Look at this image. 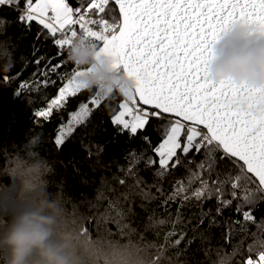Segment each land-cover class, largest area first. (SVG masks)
<instances>
[{"label": "snow or ice", "instance_id": "obj_1", "mask_svg": "<svg viewBox=\"0 0 264 264\" xmlns=\"http://www.w3.org/2000/svg\"><path fill=\"white\" fill-rule=\"evenodd\" d=\"M5 6L16 12V22L27 30L35 23L36 39L43 36L57 49L55 56L46 57L37 55L40 49L33 45L36 71L31 81L18 85L17 93L21 95V90L33 85L46 89L56 86L58 80L62 82L57 95L46 108L36 111L34 118L48 121L70 97L88 90L77 79L84 69L75 65L68 70L69 60L63 58L78 41L95 47L98 55L111 57L113 70L135 82L134 91L120 95L118 104L107 105L113 109L110 122L118 134L127 132L130 138L135 137L153 119L162 122L155 146L149 136L143 137L156 159H145L143 152L135 150L127 153L128 167L120 171L132 183L113 177L116 184L128 190L111 189L105 211L118 218L126 211L133 214L132 208L120 206L121 201L124 205L130 203L133 194L142 201L158 199L159 194L165 208L177 204L174 219L148 217L146 230L171 227L164 234L163 244L145 245L147 259L141 264H172L168 250L186 241L187 233L177 232V225L184 220L182 209L193 200L199 209L198 225L212 217L209 228L219 227L216 217L234 208L243 222L257 224L264 233V218L258 222L253 215L256 205L264 203V87L250 88L230 80L212 83L207 79L214 46L230 26H246V43L264 39V0H0V8ZM6 25L0 17V35ZM9 73L0 72V81L19 78V73L15 77ZM113 99L116 94L95 90L79 102L77 109L68 113L67 122L58 125L53 138L56 147L61 148L78 128L87 125L96 110ZM88 154L93 153L89 150ZM197 156L202 157L198 162ZM140 163L146 169L155 167L157 183L144 181L138 170ZM181 167L187 175L173 178L171 191L165 194L159 182ZM104 199L103 193H98L97 200ZM212 200L216 202L214 216L212 208L203 210L204 204ZM242 221L229 224L226 242L230 241L232 224L247 231ZM252 235L256 237V233ZM193 242L187 239L189 246ZM239 251L240 244L223 256L217 250L218 259L213 264H230ZM247 251L250 255L241 264H264V239H254ZM252 253L258 259H253Z\"/></svg>", "mask_w": 264, "mask_h": 264}, {"label": "trees", "instance_id": "obj_2", "mask_svg": "<svg viewBox=\"0 0 264 264\" xmlns=\"http://www.w3.org/2000/svg\"><path fill=\"white\" fill-rule=\"evenodd\" d=\"M0 17L7 21L3 34L0 35V57L11 61L13 66L10 75L15 77L17 73L20 74L18 79L10 82L0 81V182L19 187L21 179L25 176L28 179L43 181L49 198L56 200L60 205V230L77 236L88 254L90 264H141L147 259L145 245L163 244L164 234L171 227L165 225L158 230H146L144 225L148 222V217L154 215L158 219H166L171 216L174 219L177 204L170 203L165 208L162 205L163 197L159 194L158 199L151 201H142L138 195L133 194L130 203L124 205L121 201L120 205L126 210L132 208L133 214L129 215L126 211L124 217L118 218L107 215L105 211L107 198L112 197L111 189L116 188L118 192L128 190L113 180L114 176L128 179L124 172L120 171L121 168L128 167L127 153L135 150L137 153L143 152L145 159L149 156L156 159L144 143L143 137L149 136L155 146L162 122L153 119L146 130L139 132L135 137L130 138L127 132L118 134L117 128L110 122L113 109L107 106L119 103L120 95L116 94V99L106 101L105 105L90 117L87 125L78 128L58 149L53 143L58 125L67 122L68 113L76 110L79 102L85 101L95 90H82L76 97H70L66 106L54 111L48 121L34 118V113L46 108L48 102L57 95L62 82L58 80L56 86L46 89L33 85L21 90V95L17 93L18 85L21 81H31L32 74L36 71L37 66L32 62L35 59L32 55L33 45L40 49L37 55L46 57L55 56L57 49L43 36L39 40L36 39L38 26L35 23L29 31L24 25L16 22V12L12 8H0ZM63 58H68L66 51ZM58 59L53 60V63H57ZM73 66L75 64L69 61L67 69L70 70ZM52 78L56 79L55 76ZM33 141L36 143L33 144ZM28 142H31L34 148ZM89 150L93 153L91 156L88 154ZM17 152L29 164L39 158L45 159L48 170L41 174L29 172L9 177L5 163ZM201 158L197 156V162ZM138 170L147 184L157 183L154 176L155 167L146 169L144 163H140ZM185 175L187 172L181 167L159 182L164 193L171 191L173 178L178 179ZM128 183H132L131 179H128ZM153 191L155 192V189ZM98 193H103L105 199L97 200ZM215 203V200L206 202L203 210L207 212L212 208L214 216ZM195 204L193 200L182 209L184 220L177 225V232L183 230L187 233V238L178 248L168 250L172 264H213L218 259L217 250H220L221 256L230 254L237 244H240V251L232 258L230 264H241V261L250 255L247 251L248 244L253 243L257 237L264 239V233L257 224L243 222L234 208L225 209L222 216L216 217L219 227L209 228L208 223L212 217L206 219L204 225H198L199 209ZM19 206V202H14L0 208V226L7 224L13 211ZM253 215L258 222L264 218V203L256 205ZM237 219L242 221V226L247 231H241V225L232 224L230 241L226 242L228 226ZM201 233H204V238ZM252 233H256V237ZM187 239L194 242L189 246ZM178 252L181 253L179 256L176 255ZM251 255L253 259H258L255 253Z\"/></svg>", "mask_w": 264, "mask_h": 264}, {"label": "clouds", "instance_id": "obj_3", "mask_svg": "<svg viewBox=\"0 0 264 264\" xmlns=\"http://www.w3.org/2000/svg\"><path fill=\"white\" fill-rule=\"evenodd\" d=\"M243 24L230 26L214 46L207 79L212 83L230 80L250 88L264 87V39L250 42ZM68 60L84 71L77 78L88 90L105 95L131 93L135 82L113 70L111 57L100 54L90 44L76 45ZM9 59L0 57V72L11 71ZM33 148L31 142H28ZM45 159L28 163L18 152L5 163L8 176L41 174L48 170ZM19 202L6 225L0 226V262L2 264H90L88 254L75 234L60 230V205L50 199L43 181L21 179L19 187L0 182V208Z\"/></svg>", "mask_w": 264, "mask_h": 264}]
</instances>
